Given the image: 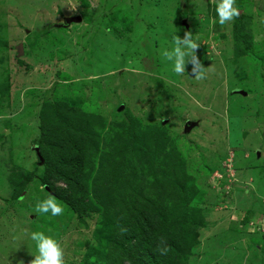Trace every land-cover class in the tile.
Segmentation results:
<instances>
[{
	"label": "rangeland",
	"instance_id": "1",
	"mask_svg": "<svg viewBox=\"0 0 264 264\" xmlns=\"http://www.w3.org/2000/svg\"><path fill=\"white\" fill-rule=\"evenodd\" d=\"M217 3L0 0V264H29L38 254L34 231L60 244L64 264H107L98 242L113 217L101 189L90 186L94 172L89 186L75 193L82 199L78 213L39 180L44 162L33 143L35 104L53 84L57 96L83 99V109L106 124L128 110L142 127H165L185 154L199 191L178 212L192 209L201 223L186 237L192 245L182 264H264V0H235L241 15L223 26ZM73 16L81 20L65 21ZM237 18L252 41L243 55L235 54ZM186 31L210 67L202 81L194 79L191 64L177 75L161 54ZM181 117L186 127L197 125L186 130ZM202 158L215 165L209 173L195 170ZM49 195L62 205V215L35 212Z\"/></svg>",
	"mask_w": 264,
	"mask_h": 264
},
{
	"label": "trees",
	"instance_id": "2",
	"mask_svg": "<svg viewBox=\"0 0 264 264\" xmlns=\"http://www.w3.org/2000/svg\"><path fill=\"white\" fill-rule=\"evenodd\" d=\"M243 27L237 18L232 30L236 55L253 49ZM55 87L35 104L39 124L33 143L44 162L40 183L78 213L82 199L75 193L89 186L88 178L94 172L90 186L101 189L102 204L113 217L98 242L105 249L107 264H121L118 260L123 259L130 264H182L192 245L186 237L196 234L193 228L201 223L192 209L178 212L199 191L196 178L187 172L185 154L166 135L165 127L157 123L142 127L128 110L106 124L100 114L83 109V99L57 96ZM180 121L185 124L183 117ZM201 161L195 170L209 173L215 166ZM169 166L165 176L157 174ZM163 248L166 254H161Z\"/></svg>",
	"mask_w": 264,
	"mask_h": 264
},
{
	"label": "clouds",
	"instance_id": "3",
	"mask_svg": "<svg viewBox=\"0 0 264 264\" xmlns=\"http://www.w3.org/2000/svg\"><path fill=\"white\" fill-rule=\"evenodd\" d=\"M234 5L235 0H218L216 13L221 26L241 15L240 10ZM199 45L193 39L192 33L186 31L183 38L177 34L174 35L171 50H164L161 54L166 61L172 63V70L177 75H183L186 72V65L191 64V73L194 79L202 81L207 78V71L210 70V67H204L196 55ZM35 212L39 214L50 212L55 217L63 214V207L57 202L54 195H49L46 199L36 203ZM122 231H126V229H122ZM31 239L36 243L38 254L29 264H64V250L55 239L38 231L31 233ZM159 250L161 254L167 253V248ZM19 264H23V261H20Z\"/></svg>",
	"mask_w": 264,
	"mask_h": 264
},
{
	"label": "water",
	"instance_id": "4",
	"mask_svg": "<svg viewBox=\"0 0 264 264\" xmlns=\"http://www.w3.org/2000/svg\"><path fill=\"white\" fill-rule=\"evenodd\" d=\"M81 20V17L80 16H73V17H66L65 18V21L66 22H70V21H73V22H79ZM16 51H17V54L18 55H21L23 53V44L22 43H19L17 46H16ZM123 110L124 109V105L121 104L120 105V110ZM189 123V122H188ZM188 123L186 122L185 123V128L186 130H189V128L192 126V125H197V121L191 123V125L189 127H186V125H188Z\"/></svg>",
	"mask_w": 264,
	"mask_h": 264
}]
</instances>
